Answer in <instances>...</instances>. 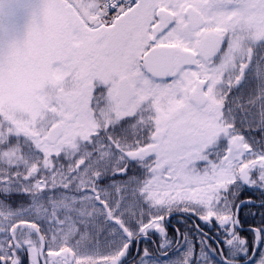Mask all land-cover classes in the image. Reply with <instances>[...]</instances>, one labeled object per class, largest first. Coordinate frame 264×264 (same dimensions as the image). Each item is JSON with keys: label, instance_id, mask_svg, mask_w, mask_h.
<instances>
[{"label": "snow or ice", "instance_id": "snow-or-ice-1", "mask_svg": "<svg viewBox=\"0 0 264 264\" xmlns=\"http://www.w3.org/2000/svg\"><path fill=\"white\" fill-rule=\"evenodd\" d=\"M129 257L264 264V0H0V264Z\"/></svg>", "mask_w": 264, "mask_h": 264}, {"label": "trees", "instance_id": "trees-1", "mask_svg": "<svg viewBox=\"0 0 264 264\" xmlns=\"http://www.w3.org/2000/svg\"><path fill=\"white\" fill-rule=\"evenodd\" d=\"M244 198H247V195L244 196ZM178 223H181V221H180V219H179V216H176V217L173 218V220H172V224H173V225H176V224H178ZM149 246L152 247V248L155 247V245H152V244H150ZM141 247H143V245H141ZM128 264H132V257H129V259H128Z\"/></svg>", "mask_w": 264, "mask_h": 264}, {"label": "flooded vegetation", "instance_id": "flooded-vegetation-1", "mask_svg": "<svg viewBox=\"0 0 264 264\" xmlns=\"http://www.w3.org/2000/svg\"><path fill=\"white\" fill-rule=\"evenodd\" d=\"M246 195H247V193L244 194V196H246ZM244 196H243V198H244ZM245 199H247V198H245ZM154 248H155V247H154Z\"/></svg>", "mask_w": 264, "mask_h": 264}]
</instances>
